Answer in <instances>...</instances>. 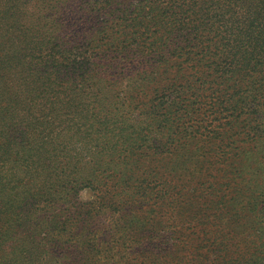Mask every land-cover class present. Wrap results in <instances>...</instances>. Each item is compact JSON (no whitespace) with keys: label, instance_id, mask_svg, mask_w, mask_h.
<instances>
[{"label":"trees","instance_id":"16d2710c","mask_svg":"<svg viewBox=\"0 0 264 264\" xmlns=\"http://www.w3.org/2000/svg\"><path fill=\"white\" fill-rule=\"evenodd\" d=\"M0 264H264V0H0Z\"/></svg>","mask_w":264,"mask_h":264},{"label":"rangeland","instance_id":"374dc122","mask_svg":"<svg viewBox=\"0 0 264 264\" xmlns=\"http://www.w3.org/2000/svg\"><path fill=\"white\" fill-rule=\"evenodd\" d=\"M80 198L83 202L89 201L93 198V193L90 189H83L81 190Z\"/></svg>","mask_w":264,"mask_h":264}]
</instances>
